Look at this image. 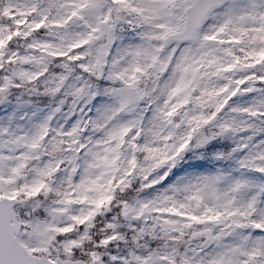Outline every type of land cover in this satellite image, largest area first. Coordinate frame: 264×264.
<instances>
[{
  "label": "snow or ice",
  "instance_id": "obj_1",
  "mask_svg": "<svg viewBox=\"0 0 264 264\" xmlns=\"http://www.w3.org/2000/svg\"><path fill=\"white\" fill-rule=\"evenodd\" d=\"M0 264H264V0H0Z\"/></svg>",
  "mask_w": 264,
  "mask_h": 264
}]
</instances>
